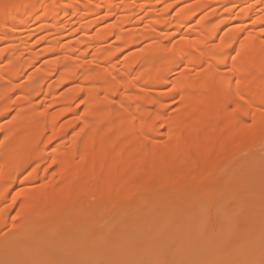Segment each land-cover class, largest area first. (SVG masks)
<instances>
[{"label":"bare ground","instance_id":"1","mask_svg":"<svg viewBox=\"0 0 264 264\" xmlns=\"http://www.w3.org/2000/svg\"><path fill=\"white\" fill-rule=\"evenodd\" d=\"M0 47V250L12 234L50 223L59 251H30L46 264H87L92 221L83 216L101 206L126 214L141 181L142 195L152 194L154 173L175 183L163 196L180 195L193 210L197 199L228 192L231 162L264 131V0H0ZM155 85L169 89L147 93ZM24 181L38 184L19 189ZM213 231L207 223L208 244ZM91 238L88 264L122 242ZM247 245L239 264H255L244 259ZM181 256L178 264L192 257Z\"/></svg>","mask_w":264,"mask_h":264},{"label":"rangeland","instance_id":"2","mask_svg":"<svg viewBox=\"0 0 264 264\" xmlns=\"http://www.w3.org/2000/svg\"><path fill=\"white\" fill-rule=\"evenodd\" d=\"M193 2L188 1L180 8L190 6L192 5L190 3ZM175 13L173 11V14ZM201 17L202 15H199L196 19L188 20L187 26L183 30H189L192 24H195L197 19ZM144 24L141 27H144ZM159 39H163L162 36ZM144 45L135 47L127 53L141 50ZM124 59L125 54H120L117 61L121 63ZM173 76L176 78L179 73H175ZM25 80L26 78L23 79V82ZM168 89L167 86L155 85L147 93L154 95L166 92ZM132 91L142 92L135 89ZM178 106L179 103L176 99L168 109L169 114L175 113ZM10 120L11 117H7L3 123ZM75 132L76 130H73L70 137ZM55 142L56 145L63 142V140H56ZM231 170L233 177L230 180L228 192L226 194L220 193L210 199H206L205 196L199 200L197 199L195 201L196 205H193L195 208L193 210L190 209L191 206L187 207L189 205L182 207L181 201L183 200L180 195L163 196V190L168 186H174L175 183L170 179H166L163 173H154L151 181L156 186L152 194L147 198L142 195L146 183L141 181V196L128 209L129 211H126V214L124 212L125 215L120 213L119 215L118 212L120 211H117L116 208L111 214L103 213L101 210L104 206H101L92 216H83V220L91 218L92 222L88 227L86 226L87 229L84 233L88 238V244L85 246V258L82 259L86 260L85 262L88 264L87 260L93 258L97 246L96 240L94 241V238H91L93 232H106L110 237H121L122 242L116 250L119 253L103 251L92 264H178L181 255V257H184L183 255L188 257L189 254L192 255V257L189 256L191 260L186 257L185 259L189 262L194 260L192 264H196L197 260H202V257L206 264H212V261L215 264H239L243 260L240 256V248L243 244H249L245 246V249L249 252H247L248 254L244 259L246 257L247 259L253 258L251 260H255V264H264V236L255 238L256 233L264 232V131L244 158L231 162ZM53 172L54 168H50L49 179L52 178ZM141 176L144 178L145 173L142 172ZM37 184L29 186L30 184L27 185L24 181L19 189L28 190V187L34 189ZM143 208L145 212H142ZM42 214L47 216L48 211L44 209ZM207 223L213 226V233L216 236L215 240L209 244L204 235ZM220 224L223 226V230L218 228ZM54 227L47 223L43 227L34 226L24 232L7 237L10 240L7 239L5 244L7 247L3 246L4 248L2 247V250H0V264H46V260L48 263L49 259L47 257L45 259V256L41 258L42 254H38L37 251L49 252L52 249H55L54 253L59 251L57 248L60 245L62 246L61 235H55L57 229L56 226ZM78 236L79 233L74 235V241ZM168 241L169 250L162 255L163 243ZM183 243H189L184 250L181 249ZM29 245L35 246L37 251L31 252ZM209 250L211 256L214 257L210 256ZM197 252L200 253L199 256ZM112 253L114 261L112 257H109L112 256ZM61 254L63 253L61 252ZM67 254L65 256L63 254V258L68 256ZM74 256L69 255V259H71L70 257L75 259ZM116 256L120 257V261ZM206 256H210V258ZM197 257L201 258L198 259ZM224 259H226L225 262H221ZM116 260L118 261L115 262ZM72 261L75 262L76 260ZM72 261H69L70 264L73 263Z\"/></svg>","mask_w":264,"mask_h":264}]
</instances>
